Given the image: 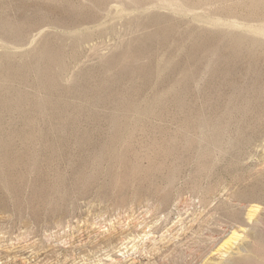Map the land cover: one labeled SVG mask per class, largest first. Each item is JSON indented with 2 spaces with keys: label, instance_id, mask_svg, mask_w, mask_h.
<instances>
[{
  "label": "rangeland",
  "instance_id": "374dc122",
  "mask_svg": "<svg viewBox=\"0 0 264 264\" xmlns=\"http://www.w3.org/2000/svg\"><path fill=\"white\" fill-rule=\"evenodd\" d=\"M0 264H264V0H0Z\"/></svg>",
  "mask_w": 264,
  "mask_h": 264
},
{
  "label": "bare ground",
  "instance_id": "6f19581e",
  "mask_svg": "<svg viewBox=\"0 0 264 264\" xmlns=\"http://www.w3.org/2000/svg\"><path fill=\"white\" fill-rule=\"evenodd\" d=\"M253 208V207H252ZM257 211V210H256ZM249 218H250V220L253 218V214L252 213H250L249 214ZM255 219V218H254ZM250 220H249V222H250ZM237 230V229H236ZM232 237V236H231ZM248 238V237H247ZM226 244V243H225ZM242 245V244H241ZM214 246V245H213ZM224 248V247H223ZM230 250V249H229ZM229 252V251H228ZM243 252V251H242ZM219 253H221V252H219ZM223 253V252H222ZM218 257V256H217ZM218 260V259H217ZM213 261V260H212ZM217 262V261H216ZM217 263H219V262H217Z\"/></svg>",
  "mask_w": 264,
  "mask_h": 264
}]
</instances>
